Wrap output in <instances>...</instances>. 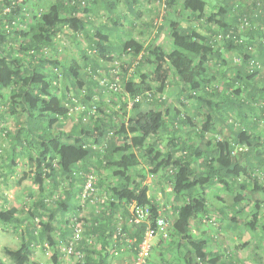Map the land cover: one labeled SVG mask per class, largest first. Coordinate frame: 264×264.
Instances as JSON below:
<instances>
[{"label":"trees","instance_id":"trees-1","mask_svg":"<svg viewBox=\"0 0 264 264\" xmlns=\"http://www.w3.org/2000/svg\"><path fill=\"white\" fill-rule=\"evenodd\" d=\"M236 1L218 0L206 13L209 5L204 0H184L181 7L178 0H163L170 12L153 25L167 28L171 45L165 48L161 43L145 47L133 39L113 45L101 24L90 35L93 10L89 5L96 10L102 5L112 16L114 29L117 18H127L116 14L118 0H55L42 17L36 16L28 0H0V99H9L6 111L21 122L16 147L36 167L33 179L40 192L48 180L56 188L64 181L71 186L80 184L76 192L68 189L56 201L43 196L21 210L0 206L1 225L17 230V225L26 223L21 247L3 248L13 264H40L32 258L34 242L47 244L54 251L53 263L62 264V247L74 240L78 225L75 221L68 227V218L77 217L76 198L95 163L98 172L110 170L115 181L106 192V211L95 216L89 232L100 247H91L82 238L74 243L75 253L82 255L79 264H110L114 214L119 208L128 222L133 205L149 211L148 220L133 226V232L123 227V233L136 240V255L149 225L154 226L159 217L168 219L147 186L144 188L148 175L165 179L172 187L175 206L173 221L168 219V239L174 235L173 246L185 252H181L184 263H173L169 254L167 264H241L235 252H219L222 247L200 233L210 221L212 208L228 223L251 218L246 224L255 231L260 198H264V126L259 129L264 124V0H252L247 9ZM181 9L204 20L209 29L200 32L181 26L174 19H183ZM63 32L75 39L90 36V44L82 52L84 65L68 66L54 56L58 54L57 37ZM224 51L237 54L240 62L232 65ZM213 60L221 61L223 70H214ZM162 62L183 86L180 97L204 107L202 120L195 114L168 109L164 95L158 96L164 85L155 90L152 72L146 67L156 68ZM230 68L233 77L222 90L216 81H226ZM6 91L15 94L7 97ZM109 94L118 100L119 109L111 106ZM137 97L141 101L135 102ZM144 104L150 109L144 110ZM77 107H82V115L74 120ZM217 125H223L226 132ZM182 132L187 139H181ZM33 145L36 155L30 154ZM214 190L221 193L216 205L210 198ZM248 190L260 196L248 209L250 214L243 215L247 209L243 192ZM63 223L64 230L59 227ZM255 238L257 247H264V225ZM118 239L116 247L125 240L122 234ZM0 264L7 263L0 259Z\"/></svg>","mask_w":264,"mask_h":264},{"label":"rangeland","instance_id":"rangeland-1","mask_svg":"<svg viewBox=\"0 0 264 264\" xmlns=\"http://www.w3.org/2000/svg\"><path fill=\"white\" fill-rule=\"evenodd\" d=\"M25 1V0H20ZM55 0H28L30 6L35 7V14L37 17H42L44 13L48 12V9ZM184 0H178L179 7L182 5ZM208 3L209 8L207 12H210L214 4L218 2V0H204ZM252 0H237V4L240 3L245 9H247L251 5ZM154 5V6H153ZM152 6L154 7L153 10H149L148 14L150 19L159 20L160 18H165L170 10L165 8V4L163 0L158 1L154 0L152 2ZM180 9V8H179ZM180 14L183 19H176L175 21H180L181 26L187 27H195L200 32L208 30V26L205 24L204 20H197L192 17L188 12H185L183 9L180 10ZM105 14H100L98 17L99 21L98 24L105 25L111 24V16L105 10ZM166 13V14H165ZM131 17V15H129ZM151 21V20H150ZM101 22V23H100ZM162 29H155V35L160 33V40L153 41V45H158L161 43L160 46L165 48H169L171 43L169 40V35L167 32V28L160 27ZM67 30V29H66ZM67 32H63L58 35L57 37V47H58V54H54V56H58L61 59V62L68 66L72 65L76 68L78 65H84V59L82 55H80V48L76 45L77 40L84 39L83 36H80L78 39L72 37H67ZM113 40H118L119 37L123 36V29H120L117 33H113ZM158 42V44H157ZM78 47V49H77ZM81 58H80V57ZM224 58L231 60L232 65H236L240 62V57L237 54H231L224 51ZM127 61L130 60V56L125 58ZM125 60V61H126ZM221 61H218L217 64L211 63L213 65V69L217 71L223 70L221 66ZM220 64V65H219ZM146 71H150L151 73V80L155 90L164 85V89L162 94L158 96L164 95L166 99V107L170 110H180L183 114L189 116H201L202 120V113L206 110L201 105L198 106L195 100H186L183 97H180V91H184L182 88L183 86L177 82L174 78L173 72L168 66L166 62L160 63L156 68L147 66ZM233 77V71L227 70V77L225 78L226 81H216L219 84L222 90L226 89L224 83L230 81ZM6 91L7 97H13L15 93L9 94ZM109 99L112 98L113 102H111V106L115 109H119V102L115 98V96L109 94ZM185 102V105L182 103ZM9 99H0V114L3 115V118L0 119V206H4L5 208L16 207L17 209L21 210L22 208H28L31 205L26 207V204H30L36 198L47 196L49 199H54L55 201L60 197H63L68 189L76 190L80 188L79 182L75 183L74 186H71L68 182L64 181L61 183L60 187L56 188V185L48 180L44 184V191L40 192L39 186L34 182L33 176L35 177V166L29 160V155L24 153L21 147H16L15 135L18 127H20L21 122L16 118L15 114H10L9 111H6L9 105ZM145 106L142 107L144 110H149L150 105L144 104ZM131 107V102L129 103ZM129 107V108H130ZM82 107H77L76 110L73 111L72 117L74 120H77L81 117L80 112ZM80 110V111H79ZM82 113V112H81ZM195 114V115H194ZM73 123V122H72ZM264 126L263 122L259 129H262ZM218 130H223L222 132H226V128L219 127L217 125ZM181 139H187L188 135L185 132L181 133ZM31 155H36L37 150L35 146L29 148ZM97 164L95 163L94 166L89 168V172L86 175V180L89 176L93 175L95 178V191L93 196L84 198L82 197V193H78L76 198V206H78L77 217L76 218H68V227L77 221L78 224H82V240L89 242V244L94 245L97 244L96 247L99 248L100 244L96 239V236L93 234H89L90 230L92 229V224L96 219V215L103 214L106 211L105 201L109 199L108 189L112 186V182L115 179L112 177V172L108 169H102L98 172L96 168ZM100 181H103V185H100ZM86 184V183H85ZM101 186V187H100ZM147 186L148 193L150 196L155 197V199L160 203L162 211L164 213L163 216L168 217L169 221L172 222L174 219V197L172 195V187L167 183L165 179H158L157 176L148 175L146 181L144 183V188ZM85 187V185H84ZM83 187V190H84ZM244 194V202L245 206L248 209L249 206L253 207L257 203V200L260 194L253 196V194L249 193L248 191L243 192ZM221 193H218L217 190H214V193H210V198L214 200V205L217 204V201ZM32 196V197H30ZM64 198V197H63ZM225 200L228 199L230 201L231 198L229 196L223 197ZM260 202L262 205L259 209V213L261 216L259 222L257 223L258 228L255 231H251L250 228L247 226L246 222H249L251 218H238V222H230L228 223L224 218H221L219 212L217 213L214 208L208 215V218L212 221H208L205 226L201 229L203 234L211 233L215 237V242L220 245L223 249L226 248L227 251H235L237 252L236 258L239 260L241 264H264V247H257L255 238V233L260 231L262 225H264V198ZM227 201V202H229ZM224 204V203H223ZM54 202L52 203V208L54 207ZM32 208V207H31ZM245 209L243 215H249L250 210ZM218 217V218H217ZM22 218V217H21ZM128 218L123 216V210L119 208L114 214V224L116 232H114L112 238L110 239V247L109 250L114 257L111 258L110 264H135L136 260V247H135V238L128 233H123V227L129 228L130 231H134V227L131 225L130 221H127ZM39 222V221H36ZM213 222V223H211ZM66 225L61 224L60 228H65ZM208 226L212 227L210 229ZM16 227V226H15ZM18 229H14L13 226H5L2 225L0 228V259L6 262L7 264H13L10 259L6 256L3 251L5 246H9L13 249H17L22 245V237L25 236V227L24 224L17 225ZM170 228V226H169ZM60 231L56 233V237L59 235ZM122 234L125 240H120V245L118 247L115 246L117 243L118 236ZM172 234V233H171ZM197 234L199 232L197 231ZM172 235L166 241H160L157 239L154 241V246L152 250L151 259L149 261L150 264H167L166 259L169 258V254L171 255L169 260L171 259L173 263L177 261L180 263H184L183 257L181 256V252L184 253L185 249H178L174 247L172 244L173 241ZM221 239L223 241H221ZM222 242V243H221ZM95 247V248H96ZM216 250V249H215ZM63 251V250H62ZM54 251L50 248L47 244H39L35 247L33 253V260L40 264H54L52 255ZM81 259L78 257V253H74L72 256H63L62 264H79Z\"/></svg>","mask_w":264,"mask_h":264},{"label":"crops","instance_id":"crops-1","mask_svg":"<svg viewBox=\"0 0 264 264\" xmlns=\"http://www.w3.org/2000/svg\"><path fill=\"white\" fill-rule=\"evenodd\" d=\"M152 2H154V0H118V2L116 4V8H117L116 14H118V15L121 14L122 16H126L127 18H120V19L117 18L115 21L117 28H114V29L112 28V27H114L113 24L102 25L103 26L102 28L104 29V33L108 34V38L113 45H123L127 40H130V39L136 40L137 42L141 43L145 47H147L148 44H150V43H154L153 41L159 42V40L161 39L160 33L158 32V34L154 36L155 27L153 25V20L150 19V16L148 14V11L149 10L152 11L154 8L153 7L154 5L152 6ZM89 6L93 10V13H91L90 17H89L91 24H89V27H88V30H89L90 35H91L92 33L97 32V29H98L97 25H100L97 23L99 21V19H98L99 15L98 14H105L104 13L105 9L100 4L98 5L97 10L95 9L94 5L93 6L89 5ZM97 11H99L98 14H97ZM129 15H131V17H129ZM110 20L112 21V18ZM112 23H113V21H112ZM120 29H123V36L119 37L117 41L113 40L114 38H113L112 34L117 33L118 31H120ZM83 37H84V39L77 40V43H76V45H78L80 48V55H82V58H83L82 52L90 44V36L85 35ZM158 42H157V44H158ZM158 45H160V43ZM77 49H78V47H77ZM212 63L214 64V66H215V64H217L215 60H213ZM144 106L145 105H143L142 107H144ZM219 127L223 128V125L222 126L219 125ZM237 194H238V191H236V195ZM249 208H251V206H249ZM261 216H263V215H260V217ZM21 219H23V218H21ZM23 224L25 227L26 223H23ZM10 226H12V225H10ZM1 227H2V225L0 224V228ZM25 232H27L26 227H25ZM210 235H212L213 237H211ZM205 237L215 240L214 235L211 233L205 234ZM221 241H223V240L221 239ZM33 245H34L33 249L35 250V247L39 244H36L34 242ZM211 250L212 249L210 248V251ZM223 250L224 249L222 248L221 250H218V251L219 252L220 251L226 252V250H224V251ZM233 252H235V251H232V253ZM235 254H237V252H235ZM223 263L224 262L222 261V262H219L218 264H223Z\"/></svg>","mask_w":264,"mask_h":264},{"label":"built area","instance_id":"built-area-1","mask_svg":"<svg viewBox=\"0 0 264 264\" xmlns=\"http://www.w3.org/2000/svg\"><path fill=\"white\" fill-rule=\"evenodd\" d=\"M142 56H139V58L141 59ZM120 65V63H116L115 66L118 67ZM114 74L117 73L114 71ZM112 88H114L115 90H117V88L115 87V85H112ZM141 97H137L135 99V102H139L141 101ZM132 104V102H131ZM95 178L93 175L89 176L86 180V184L83 190V194L82 197L87 198V197H91L94 194L95 191ZM131 213H132V218L130 219V223L132 226H136L139 225L143 222H146L148 220V216H149V211L147 208H141L137 205H133L131 207ZM212 221V220H210ZM213 223V222H211ZM169 221L168 219L164 218V217H159L156 220V224L154 226L149 225V227L147 228V231L144 235L143 241L139 244V249H138V253L136 255V260H135V264H148V262L151 259V255H152V250H153V246H154V241L157 239H168L169 237ZM81 224H78L76 229H75V237L74 240H72L70 242L69 245H64L63 248V253H64V258L65 256H72L75 253L74 250V243L76 241H79L82 237V228H81ZM78 257L82 258V255H80L78 253Z\"/></svg>","mask_w":264,"mask_h":264}]
</instances>
